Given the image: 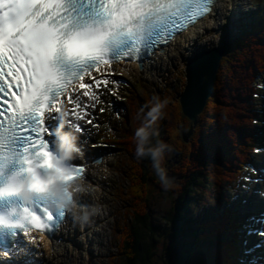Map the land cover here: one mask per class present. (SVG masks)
Listing matches in <instances>:
<instances>
[{"label":"snow or ice","instance_id":"snow-or-ice-1","mask_svg":"<svg viewBox=\"0 0 264 264\" xmlns=\"http://www.w3.org/2000/svg\"><path fill=\"white\" fill-rule=\"evenodd\" d=\"M213 4L214 0H0V159L21 155L20 169H35L39 180L53 159L46 139L52 132L45 122L59 119L61 97L67 94L69 103L80 109L81 97L71 96L79 81L83 97L95 101L91 85L83 82L85 75L92 77L93 69L113 60L150 54L210 13ZM92 79L99 87L101 81ZM72 115L79 121L87 112ZM72 126L84 131L78 122ZM18 144L22 146L16 151ZM71 171L85 177L86 166L71 162ZM2 196L5 190L0 188ZM52 209L47 196L41 195L21 206L19 219L0 217V225L21 233L31 228L48 232L55 218ZM57 210L63 219L66 213ZM3 253L0 259L14 258Z\"/></svg>","mask_w":264,"mask_h":264},{"label":"trees","instance_id":"trees-1","mask_svg":"<svg viewBox=\"0 0 264 264\" xmlns=\"http://www.w3.org/2000/svg\"><path fill=\"white\" fill-rule=\"evenodd\" d=\"M252 40L241 38L238 42L241 54L234 51L228 65L218 71L212 95L198 116L187 143L182 140V131H188L189 121L181 113L177 99L170 96L171 92L164 97L169 104L157 125L159 137H153L152 142L162 139L181 153L180 161L169 169L180 175L178 183L165 190L149 159L136 158L134 133L127 132L126 142L132 155L125 175L124 202H130L128 224L123 228L118 256L113 264H187L200 252L201 238L212 236L204 233L206 224L203 222H197L196 228L189 226L190 221L185 215L191 203H186L197 189L211 190L219 173L225 174L227 160L244 145L243 137L250 130L251 121L244 111V89L252 67L264 57V47L254 45ZM131 125L134 131L139 126L134 124V127L132 122ZM150 184L157 195L161 194L170 202L169 210L161 217V224L151 221Z\"/></svg>","mask_w":264,"mask_h":264},{"label":"clouds","instance_id":"clouds-1","mask_svg":"<svg viewBox=\"0 0 264 264\" xmlns=\"http://www.w3.org/2000/svg\"><path fill=\"white\" fill-rule=\"evenodd\" d=\"M168 104L167 99L159 96L152 97L146 105L147 110L145 111L142 107L137 113L141 123L136 127L133 135L136 158L149 159L152 170L165 190L171 185V180L164 167L165 156L171 151V147L162 139H157L155 143L152 141L153 137H159L157 125L164 118ZM66 124L65 114L61 112L58 125L54 129L51 166L43 170V175L39 180L36 178L35 169L23 171L19 169L0 188L5 190V196L17 197L22 205H31L39 196L46 195L49 207L64 210L71 216L73 224L83 229L91 223L93 217L101 214L102 206L80 203L81 195H94L98 192V188L88 182L85 177L72 175L71 162L83 157V148L79 143V132L72 125H68L65 130ZM21 158L22 156L18 155V159ZM103 164V157L95 161L96 167ZM40 180L44 183L41 184ZM41 188L42 192L37 191ZM2 254L5 255V253Z\"/></svg>","mask_w":264,"mask_h":264},{"label":"rangeland","instance_id":"rangeland-1","mask_svg":"<svg viewBox=\"0 0 264 264\" xmlns=\"http://www.w3.org/2000/svg\"><path fill=\"white\" fill-rule=\"evenodd\" d=\"M230 1V0H229ZM239 3L238 5L236 6L237 8H247L248 10H252L251 7L253 8V3H259L260 2V5L259 7L262 6V4H264V0H238ZM227 2H225V6L229 8V4L226 5ZM225 8V7H224ZM236 8V9H237ZM223 13H220L218 16H214L212 18H210L209 20L210 21H207L205 22L204 24H201L202 28L200 29V35L199 36H195V41L196 42H203L201 44L203 45H209L210 46H213V45H221L219 43V40L218 38L221 37L222 35H220L219 33L221 32L220 28L217 26V23L220 22H224V17L228 14L226 13V11H222ZM197 28V26H196ZM187 42V41H185ZM189 43V42H188ZM189 48H192V46H188V48H185L184 50H182L179 54H176L175 56H170V61H167V64L168 66L164 69L163 71V78L162 79L158 74L159 73H156L155 74V77H154V80L156 81V85L153 86L152 83H147L146 85L143 86V91H140L138 92V94H142V92H144L145 94H147V92L150 90L153 91L151 92L153 97L154 96H160V97H163V91L161 89L158 90V87H159V83L161 81H164L166 82V79L168 82V84L170 83V86L171 87L173 84L175 85H178V83L181 82V79L183 77V74H182V68H183V63H184V59L187 57V54L189 53ZM227 51H231V49H226ZM229 58V57H228ZM126 72L124 74H119V76H117L118 78L120 79H123V80H128L129 78H131V80H140L142 83H145V81H143L144 79L141 78V77H147L145 76L144 74H140L138 75L137 73L135 74L134 72H137L134 68H128L125 70ZM119 72V71H117ZM140 76V77H138ZM152 76L149 75V78H151ZM148 78V77H147ZM179 87V85L177 86ZM164 88V87H163ZM174 124H175V121H174ZM94 128H97V126H94ZM183 127H181L182 129ZM184 130V129H183ZM191 136V133L189 134ZM190 138H188V140H183L185 143H187L189 141ZM108 149V148H107ZM114 151L115 152V155L119 152L117 149H113V148H110L109 151ZM95 153H97V150H94ZM117 158H119V155H116ZM122 157V156H121ZM166 158H167V161L169 162H173L174 160L176 161V159H178L180 161V158H181V153L180 152H175V153H170L168 152L167 155H166ZM109 162H112V160H110V158L108 157L107 159ZM174 163V162H173ZM95 166V165H93ZM128 172V166H126L125 168ZM94 171H96V169H94ZM112 170L110 169V167H103L102 166V170H101V177H99L100 179V182H102L101 180H104L105 178H110V172ZM168 172V171H167ZM120 173V172H119ZM105 174V175H104ZM171 175H177V173H174V172H170ZM111 175L112 172H111ZM181 178V177H180ZM179 179H176V181H173L171 182V184H175V183H178L179 182ZM118 181L121 183H123L124 187L126 188V182L124 180V177L123 175H121V177H119ZM109 183V181H106ZM214 182L216 183V187H214L212 190L214 191H211L209 192L208 194L211 195V199H208L207 202L204 201L205 203L203 204V207L205 206H209V205H214L215 204V201L217 200L218 198V195L220 194V189L219 188V185L222 181H220V179H216L214 180ZM105 183V182H104ZM104 183H102L101 185L104 186ZM100 185V184H99ZM99 185L97 186V188H99ZM154 186L152 184L149 185V190L152 192L150 194V199H149V211L151 213V215L153 217H151V221H153V223L157 222V224H161V217H163V215L165 214V212L167 211V209L169 210V204L170 202L164 197L162 196L161 194L160 195H157L155 191V189H153ZM156 188V187H155ZM98 193V192H97ZM106 201H109V197H104ZM128 203H122L121 204V207L123 206V204L126 205V208L124 210V212H122L121 216H122V221H121V230L122 231H119V241H120V238H121V234L123 235V228L126 226L127 227V222H128V212H127V207L129 206L130 202L127 201ZM120 206V205H119ZM108 206H102V209L107 211L109 210V208H105ZM118 206L110 209L109 211L111 212L112 211V221L110 219V216L108 217V221L106 223L107 225V228L105 230V233L106 234H109V231H110V226H112L113 222H114V216L116 217L117 219V215H116V212L115 209H117ZM199 212H202L200 211V208L198 210H195V215L197 216V214ZM95 229L98 231L100 230L99 226L95 225ZM82 230L80 227H79V231ZM91 231H95L97 232L96 230H93L92 228L89 229ZM109 230V231H108ZM78 231V232H79ZM87 232V231H86ZM99 233V232H97ZM112 239V237H111ZM95 240L97 242H101L103 241V238L101 237V233H99V236L97 235L95 237ZM112 242V240H110ZM110 241H107L109 244H110ZM118 241V243H119ZM48 242V241H46ZM45 243V242H44ZM93 243H96V242H91V244L87 243L88 246H92ZM46 246H51V245H46ZM72 246V249L71 251L68 249H64V251L61 252V254H59L58 256H55V255H51L49 254V252H51L52 250V254H57L58 252L53 249V247L51 246L52 249H49V250H46L45 247L44 249H42L41 251L43 252V254H45L47 256V262L48 264H105V257L106 256H101V259H95V261L88 257L87 253L86 252H81L80 253V256H79V248L78 247H75L73 244L71 245ZM65 247V246H64ZM101 250H103L104 252H108V253H111L113 252L115 249L114 247L112 248H107V246L105 245H101ZM91 252V250H88ZM70 252H73V256L70 255ZM81 257L80 261H79V258ZM35 259V256L33 257ZM108 262H110V260H108Z\"/></svg>","mask_w":264,"mask_h":264},{"label":"water","instance_id":"water-1","mask_svg":"<svg viewBox=\"0 0 264 264\" xmlns=\"http://www.w3.org/2000/svg\"><path fill=\"white\" fill-rule=\"evenodd\" d=\"M221 54L222 50L216 48L198 54L186 67V85L179 96V103L182 113L194 124L212 93Z\"/></svg>","mask_w":264,"mask_h":264},{"label":"bare ground","instance_id":"bare-ground-1","mask_svg":"<svg viewBox=\"0 0 264 264\" xmlns=\"http://www.w3.org/2000/svg\"><path fill=\"white\" fill-rule=\"evenodd\" d=\"M226 0H215V3H214V5H213V8H212V12L210 13V14H208V16L207 17H210V15H212V14H214V15H218V13L221 11V10H223L222 8L224 7V5H223V2H225ZM220 14V13H219ZM206 20V18L205 19H203V21H205ZM198 25L199 24H196L195 26H194V28H196V26L198 27ZM187 38V36H185V37H183V39H186ZM182 40V38L181 39H178L177 41H175V43H174V45H176V44H178L180 41ZM173 43H171V44H167L166 46H165V48H164V52L165 51H168V50H170L171 49V45H172ZM146 66V63L144 64L143 63V67H145ZM123 73V72H122ZM102 74L103 73H101V76H102ZM84 83H88V84H90L91 85V79L89 78V77H85L84 78V81H83ZM62 105L65 103L64 102V100L62 99L61 100V102H60ZM201 130V129H200ZM91 153H93V155L95 154V152H90V153H85V154H83V155H85L84 157H88L89 159L92 157L91 156ZM94 164H88L87 165V173H88V177L87 178H85L87 181H89V180H94L95 179V176H96V171H94V166H93ZM92 168V170H90ZM86 173V174H87ZM91 182V181H90ZM92 196H94V195H87V194H83V195H81V198L83 199V200H91V198H92ZM78 227L79 226H77V225H74L73 224V221H72V218H71V216L68 214L67 215V217L65 218V220H64V224L63 225H61L60 226V228L58 229V231L55 233V235L53 236V238L51 239V240H48V244L47 245H51L52 247H53V249H55L58 253L61 251V250H64V246H62V245H64V242H59L60 241V239H63V238H65V237H68V236H70V234L72 233V232H74V231H76L77 229H78ZM87 227V226H86ZM77 231H79V230H77ZM36 243H35V245H37V247H36V249H40V244H43L44 243V241H42L41 239H39V240H36L35 241ZM62 246V247H61ZM34 257V256H33ZM27 258V257H26Z\"/></svg>","mask_w":264,"mask_h":264}]
</instances>
